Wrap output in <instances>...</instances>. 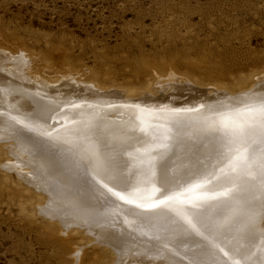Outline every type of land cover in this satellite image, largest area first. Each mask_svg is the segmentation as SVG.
<instances>
[{
	"label": "bare ground",
	"instance_id": "6f19581e",
	"mask_svg": "<svg viewBox=\"0 0 264 264\" xmlns=\"http://www.w3.org/2000/svg\"><path fill=\"white\" fill-rule=\"evenodd\" d=\"M26 58L0 47V142L12 141L0 148L44 193L42 213L131 253L127 264H264V75L179 99L195 90L188 76L157 71V87L127 88L106 117Z\"/></svg>",
	"mask_w": 264,
	"mask_h": 264
},
{
	"label": "rangeland",
	"instance_id": "374dc122",
	"mask_svg": "<svg viewBox=\"0 0 264 264\" xmlns=\"http://www.w3.org/2000/svg\"><path fill=\"white\" fill-rule=\"evenodd\" d=\"M0 47L9 55L27 56L30 74L72 81L66 93L70 102L99 103L103 114L120 109L127 88L137 87L143 96L147 86H158L159 74L172 69L188 76L183 84L195 87L179 99L215 86L237 93L264 75V0H0ZM0 143L9 149L12 141ZM1 149L0 264L135 261L89 228L42 213L44 193ZM137 257L145 264H164Z\"/></svg>",
	"mask_w": 264,
	"mask_h": 264
},
{
	"label": "water",
	"instance_id": "95a60500",
	"mask_svg": "<svg viewBox=\"0 0 264 264\" xmlns=\"http://www.w3.org/2000/svg\"><path fill=\"white\" fill-rule=\"evenodd\" d=\"M206 181V180H205Z\"/></svg>",
	"mask_w": 264,
	"mask_h": 264
}]
</instances>
